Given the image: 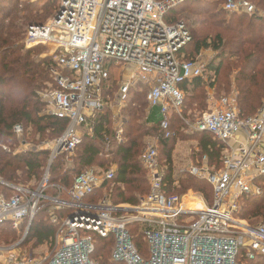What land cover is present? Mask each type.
Returning a JSON list of instances; mask_svg holds the SVG:
<instances>
[{"label": "built area", "instance_id": "2783aa9c", "mask_svg": "<svg viewBox=\"0 0 264 264\" xmlns=\"http://www.w3.org/2000/svg\"><path fill=\"white\" fill-rule=\"evenodd\" d=\"M57 1L53 18L27 26L23 42L27 48L48 49L46 57L54 66L41 98L49 105L48 114L69 120V126L50 149L49 166L35 188L0 178V186L13 191L10 196L0 194V227L9 225L23 241L45 209L60 229L54 248L45 257L21 256V249L16 248L21 242L13 247L0 243V264H97L93 259L97 238H113V261L122 264H242L264 259V222L251 226L239 216L243 198L262 193L264 107L256 116L243 118L236 93L210 99L211 110L191 127L193 133H209L225 146L219 168L212 169L204 157L187 171L212 185V204L192 192L170 191L159 146L151 143L141 157L150 192L137 205L89 201L105 183L116 179L117 165L86 170L69 189L51 185L55 159L67 154V164L73 163L83 133H93L95 119L105 108L111 107L114 124L115 120L123 124H118L115 140L126 142V121L114 113V98L106 92L111 81L118 86L116 100L125 107L136 87L147 90L148 107L159 109L157 139L172 140L177 137L173 116L187 124L183 116L187 91L182 85L196 79L209 81V68L215 61L208 50L186 59L182 51L192 41L188 29L181 22H167L170 13L188 0ZM223 9L229 15L264 17L251 0H227ZM120 73L122 77L114 79ZM14 134L21 138L24 127L16 125ZM112 142L106 138L107 158L113 157ZM51 189L57 193L50 196ZM80 204L88 206L85 215L72 219L71 212H78ZM135 226L147 243V254L134 243L131 228Z\"/></svg>", "mask_w": 264, "mask_h": 264}, {"label": "trees", "instance_id": "16d2710c", "mask_svg": "<svg viewBox=\"0 0 264 264\" xmlns=\"http://www.w3.org/2000/svg\"><path fill=\"white\" fill-rule=\"evenodd\" d=\"M226 1L188 0L174 9L167 18L169 24L172 21L183 23L192 37L191 43L182 51L186 59L195 58L202 50L218 53L209 68V81L196 79L192 83L182 85L187 91L183 110L185 118L189 111L196 108L203 111L210 99H218L234 92L237 94L243 118L256 116L264 107V18L229 15L223 9ZM251 1L258 8L264 9V0ZM57 4V0H41L34 3L2 0L0 3V178L12 184L20 183L18 172L23 173L28 180L41 181L51 157V151L29 152L14 157L3 151L4 145L14 147L16 144L14 127L22 125L25 129V126H31L36 134L48 135L56 141L69 126L67 119H59L48 113L42 115L47 104L42 100L40 91L47 89V84L51 82L49 69L54 66V62L51 58H42L41 54L47 51L46 47L27 48L23 42L27 26L34 23L44 24L47 19L53 18ZM234 86L236 90L233 89ZM116 88V82L111 81L106 92L112 95ZM146 106L147 90L131 91L123 112L127 119L124 136L126 142L123 144H119L114 138L112 109L105 108L95 119L93 133L85 131L73 164H67V154L55 159L50 170V183L69 189L73 186L76 176L93 168L95 164L99 163L101 169L106 168V138L110 137L113 140L110 154L119 165L117 177L114 181L105 183L96 193L109 189L117 194L114 205H137L140 195L150 192L147 172L141 162L144 147L148 138L160 135L159 128H150L145 123ZM172 122L175 132L177 125L185 124L177 115L173 116ZM196 138L199 140L201 160L207 157L209 163L216 162L219 168L225 146L214 140L209 133L197 134ZM176 140L177 137L172 140L160 137L158 140L159 151L166 154L170 166ZM186 175V181H183V176L179 178L184 191L192 186L196 193L204 194L207 199L211 197V191L204 181ZM166 179L170 191H174V185L179 183V180L176 181L171 168ZM261 182L263 186L260 195L243 198L239 216L246 222L264 219V178ZM112 184L115 187H110ZM142 185H146V188ZM0 190L13 194V191L3 186H0ZM94 198L91 196L89 201L96 202ZM209 200L212 204V197ZM59 229V226L51 222L48 211L42 209L33 221L25 244L44 246L55 239ZM6 230L9 236L14 238L12 240L17 242L18 239L14 237L17 233L8 226L3 229ZM131 232L135 236L136 247L142 254H147V243L140 227H132ZM114 246L113 238H97L93 259H97L99 264H122L112 260ZM242 264H264V259L257 262L244 261Z\"/></svg>", "mask_w": 264, "mask_h": 264}, {"label": "rangeland", "instance_id": "374dc122", "mask_svg": "<svg viewBox=\"0 0 264 264\" xmlns=\"http://www.w3.org/2000/svg\"><path fill=\"white\" fill-rule=\"evenodd\" d=\"M46 1H48V0H46ZM174 19H176V18L174 17ZM49 20L47 19L46 23L49 22ZM208 51H209L210 56L213 55L215 58L217 57V55H218L217 52H214L213 50H208ZM47 53H48V49H47V51L42 52V54H41L42 58H46ZM120 76L122 77V73H120ZM49 84H50V82L47 84V87ZM45 90L46 89H43L40 91V96L42 93H45ZM134 90L144 91V89L139 88V87H136V89H134ZM117 93H118V86L115 89V92L112 93V96L114 98L113 102L117 101L116 100L117 99ZM222 95H224V93ZM231 95L232 94L226 95V96H231ZM206 105H207V102H206ZM198 109L199 108H196L194 111H192V110L189 111V114L186 116L187 117L186 118L187 124L186 123L184 125L180 124V125H177L175 127L176 132H177V140L175 142L176 148H174V151L172 153V158H171V162H170L171 166L168 163V159L166 158V154H163L160 151V163H161V167L164 169V172H166V175H167L168 171L171 168L172 173L174 174V177L176 178V181L179 180V183L177 182L178 184H177V186H175V190L173 191L175 194L188 195L189 192H192L193 194H198L195 192V190L192 186H190L186 191H184V187L182 186V183L179 179L180 177L183 176V181H186L187 177H188L186 174H188L187 171L189 170L190 166L192 164L196 163L198 160L202 161L201 156H199L200 155L199 154L200 148H199V140H198V138H196L197 133H193L191 130V127H193V125L196 123V121L201 116H203L204 114L209 112L211 110V107L209 105H207L205 109H202L203 111H200ZM145 110H146V117H147L150 113L149 107L146 106ZM157 110L159 112L158 108H157ZM49 111H50V108H49V105H47V108L42 113V115L48 113ZM153 114H154L153 120L157 121V119L155 117V114L157 115V112L154 111ZM84 135H85V133H83V136ZM150 142L151 141H148V140L146 141L144 149L147 148V146ZM15 143L16 144L14 145V147H12L9 144L4 145L2 147L3 151L9 153L13 157L16 155H23V154H26L29 152H37V151L49 152L50 149L53 148V144H55V140H52L48 135L41 136L39 134H36L33 127H31V126L26 127L25 126V134L21 138L16 137ZM5 148H7V150H5ZM196 155H198V156H196ZM107 163H108L107 167L103 168L102 170H106L107 168H110L111 166H116V165L119 168L117 160L114 159L113 157L108 158ZM72 164L68 163V165H72ZM99 165H100L99 163L95 164V166L91 169H96V170L100 171L101 168L99 167ZM209 165L212 169L215 167H218V163H216V162H212V163L210 162ZM46 170H47V168H46ZM46 170H45V173H46ZM18 176L20 178V183L13 184V185H17V186H21V187H32V188H35L38 185L39 180H36V179L28 180V178L23 176V173H21V172H18ZM199 180L204 181L206 183L208 190L211 191V197L213 198L212 185L205 179L204 180L199 179ZM3 181L8 183V184H12V183L7 182L5 180H3ZM51 185L57 186L58 184H52L51 183ZM149 186H150V184H149ZM110 187H115V186H113V184H112ZM142 187L146 188V185H142ZM56 193H57V191L55 189L49 190L50 196L55 195ZM0 194L10 195L6 192V190H0ZM198 195L203 196L207 202H209L210 201L209 199H211V197L209 199H207V197L204 194H202V195L198 194ZM116 196H117V194L113 191H109V189H107L106 191H99L94 195V197H95L94 199L96 201V202H94V204H99L104 199H108V201H110L114 205L116 202ZM140 196L141 197H139V199L144 197L145 195H140ZM130 206H132V205H130ZM242 207H243V205H242ZM262 222H264V219L254 221L252 223L247 221V223L249 225H259ZM14 235L13 236L18 239L17 242L13 241L14 238L9 236V234L7 233V230L3 231V233H0V243L4 247H9V246L13 247V246L17 245L18 243H20L21 239L18 235H16V234H14ZM50 250H51V247L49 245H45V246H41V247H35L34 244L32 243V244H26V246L23 248V251L21 252L20 255L26 256V257H29V256L39 257L41 255L45 256L47 253L50 252ZM109 258H111V256H109ZM95 260H96V263L99 264L97 259H95ZM112 260H113V258H112Z\"/></svg>", "mask_w": 264, "mask_h": 264}, {"label": "crops", "instance_id": "0c3cea01", "mask_svg": "<svg viewBox=\"0 0 264 264\" xmlns=\"http://www.w3.org/2000/svg\"><path fill=\"white\" fill-rule=\"evenodd\" d=\"M259 9H260V8H259ZM260 11H262V12L264 13V10H263V9H260ZM263 18H264V17H263ZM119 76H120V75L115 74V75H114V79L119 80V79H120ZM114 79H113V80H114ZM233 89L236 90L235 86H234ZM234 93H235V92H234ZM113 105H115V108H113V109H114V113H115V114H118L119 118H121V120H122L123 122L126 121V123H127V120H126V118H125L124 115H123L125 105H122L119 101L113 102ZM149 110H150V113H149V115L145 118V123H146V125H147L148 127H150V128H154V127H157V128H158V125H159V119H160L159 112H158L157 109L150 108V107H149ZM154 111L157 112V115L155 114V117H156L157 121L153 120V116H154L153 112H154ZM118 124H122V122H121V123H118V122L115 120V124H114V126H112V129H113L114 131L117 130V129H120V128H117V127H118ZM124 125H125V124H124ZM122 126H123V124H122ZM148 141H151V142H150L151 144H159V141H158L157 137H150V138H148ZM150 143H149V144H150ZM122 205H125V204H122ZM129 206H130V205H129ZM7 226H8L9 228H11L9 225L2 226V227H0V233H3V229L6 228ZM30 229H31V228H30ZM58 231H59V230H58ZM14 232H15V231H14ZM15 233H17V235L20 237V239H22V238H21L22 235H21L20 233H18V232H15ZM57 233H58V232H57ZM56 237H57V234H56ZM56 237H55V239L51 240L50 243L46 244V245H49V246L51 247L50 252L52 251V249H53L54 246H55ZM27 238H28V236H27ZM20 242H22V241L20 240ZM25 246H26V244L23 245L22 247H20V248L17 249V250H20V249H21V251H23V248H24ZM44 246H45V245H44ZM40 247H41V246H40ZM50 252H49V253H50ZM49 253H47L46 255H48ZM46 255H45V256H46ZM45 256H42V255H41V256H39V257H45ZM35 257H36V258H39V257H37V256H35ZM43 264H45V263H43ZM47 264H48V263H47Z\"/></svg>", "mask_w": 264, "mask_h": 264}, {"label": "water", "instance_id": "95a60500", "mask_svg": "<svg viewBox=\"0 0 264 264\" xmlns=\"http://www.w3.org/2000/svg\"><path fill=\"white\" fill-rule=\"evenodd\" d=\"M58 14L56 15L57 17H58ZM87 208H88L87 205L80 204L79 205V211L78 212H76V211L75 212H71V218L72 219H75L76 217H81V216L85 215V211H86ZM92 209H94L96 212H98L99 210H101L98 207H92ZM26 241H27V237L16 248H20L23 245H25Z\"/></svg>", "mask_w": 264, "mask_h": 264}]
</instances>
